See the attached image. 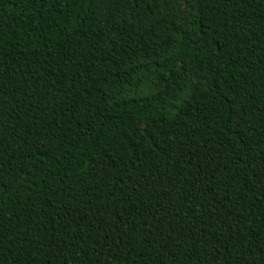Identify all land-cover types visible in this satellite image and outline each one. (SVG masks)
Listing matches in <instances>:
<instances>
[{
  "label": "trees",
  "instance_id": "obj_1",
  "mask_svg": "<svg viewBox=\"0 0 264 264\" xmlns=\"http://www.w3.org/2000/svg\"><path fill=\"white\" fill-rule=\"evenodd\" d=\"M0 264H264V0H0Z\"/></svg>",
  "mask_w": 264,
  "mask_h": 264
}]
</instances>
